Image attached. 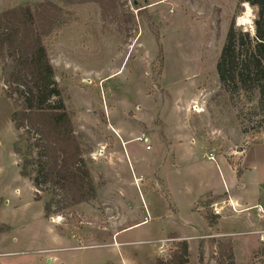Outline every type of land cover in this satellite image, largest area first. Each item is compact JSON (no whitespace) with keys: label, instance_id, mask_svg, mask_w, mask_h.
Segmentation results:
<instances>
[{"label":"rangeland","instance_id":"obj_1","mask_svg":"<svg viewBox=\"0 0 264 264\" xmlns=\"http://www.w3.org/2000/svg\"><path fill=\"white\" fill-rule=\"evenodd\" d=\"M25 5L47 8L49 28L41 32L96 197L45 217L50 187L36 200L33 182L19 173L24 157L17 155L16 165L13 150L23 132L11 120L0 126L12 225L4 237L10 257L0 262L229 264L230 245L202 240L198 223L192 236L185 232L190 205L167 147L183 139L191 151L182 176L195 194L214 184L207 181L222 190L227 183L234 198L256 192L252 200L264 212V113L256 109L257 94L226 93L217 73L231 25L255 35L257 10L243 0H0V14ZM9 70L0 62L4 97ZM3 110L12 114L13 105L0 97ZM244 150L252 172L241 182L227 162L241 166ZM206 202L200 206L211 225ZM248 214L261 215L264 224L256 209L224 213L226 230L237 234L230 239L246 246L258 238ZM234 262L264 264V246L238 251Z\"/></svg>","mask_w":264,"mask_h":264},{"label":"trees","instance_id":"obj_2","mask_svg":"<svg viewBox=\"0 0 264 264\" xmlns=\"http://www.w3.org/2000/svg\"><path fill=\"white\" fill-rule=\"evenodd\" d=\"M243 1L257 10L255 35L239 30L233 23L217 73L226 93L232 95L240 89L257 94L256 109L264 113V0ZM45 9L34 11L25 5L0 14V62L10 64L4 93L13 105L11 121L23 132L14 150L24 157L21 176L33 182L38 201L43 189L50 187L53 198L45 206L50 217L95 199L96 190L41 32V28H49L43 16ZM34 154L35 158L29 157ZM229 164L241 178V166ZM206 205L209 208L211 202ZM228 260L235 264L232 251Z\"/></svg>","mask_w":264,"mask_h":264},{"label":"crops","instance_id":"obj_3","mask_svg":"<svg viewBox=\"0 0 264 264\" xmlns=\"http://www.w3.org/2000/svg\"><path fill=\"white\" fill-rule=\"evenodd\" d=\"M2 85L0 83V89H1V98H4L5 101L7 100L3 95L2 91ZM8 101V100H7ZM10 120H11V114L7 112V110H3V112H0V126L2 127H9L10 126ZM12 123V121H11ZM14 126V124L12 123ZM15 128V127H14ZM183 139H180L177 143H172V147H167L169 150L171 149V157L174 162H172L173 167L175 168V171L180 174V178L182 179V196L186 195V200L184 198V201L188 203L190 206V214L187 219V222H185L186 225L183 226L184 230L188 235L192 236L194 232L197 230V227L195 226L196 223H198V229H199V236L202 240H208V241H216L217 243L219 241H222L225 243L228 248L233 251V254L235 256L236 261H238V251H249V253H253L255 251L260 250L264 246V224L263 223V217L261 215H255V214H248L247 220L250 223V226L252 228V233L254 236H257V240L255 242L248 240V244L242 245L240 243H237L236 241L231 240L230 238L233 237L234 235H237L234 233V230L227 231L226 229H230L226 226L227 219L224 217V213L227 210H232L229 206L224 210L221 216H215L213 213L211 214L210 220L213 222L210 225V221H208L209 217L205 213V210L203 207L200 206V202L206 201L205 204L208 202H211V206L214 205L215 203H218L215 199L220 200L221 203H229L231 202L237 209V211H245V212H250L254 209L257 210V207H263L259 202L256 203L254 200H252V197L256 195V192H251L249 191L248 197L246 200L234 198V196L228 192L229 186L227 183H224V190L222 188H219L216 182L213 181H207L209 183H214V184H205L200 187L199 191H197V194H195L193 185L187 181H183V166L184 162H186L185 156L189 154L191 151L189 149L184 148V143L185 141ZM189 144V143H187ZM258 144V143H256ZM190 145V144H189ZM14 146V145H13ZM177 147V148H176ZM15 154V159H16V165L18 167V156ZM246 150H244L243 155L241 157V168L243 169V175L241 178L237 177L236 170L227 162L229 167L232 169V171L236 174V178L238 181H243L246 173L252 172V169L250 167H247L246 163ZM4 172V166L3 163L0 161V227H5L7 230L5 232H0V259H6V257H10V246L9 248L5 245L4 242V237L9 234L12 229V225L10 224V195L5 191V182L4 179L1 177V173ZM21 171H19L20 173ZM21 176V173H20ZM21 178H23L21 176ZM25 179V178H23ZM28 180V179H27ZM160 181V180H159ZM245 183L242 184V187L244 186ZM160 186L159 188H161ZM19 193V190L16 191ZM222 196H224L222 198ZM35 201V200H34ZM198 206L199 209L196 211L194 210L195 207ZM210 206V208H211ZM227 206V205H226ZM176 208V207H175ZM212 211V209H211ZM233 211V210H232ZM213 212V211H212ZM179 213V210L176 208V212L174 214ZM229 214H232L229 212ZM44 216L45 215V210H44ZM233 228V227H232ZM189 236V237H190ZM247 249H246V247ZM263 250V249H261ZM0 264H2L0 262ZM3 264H10V262H3Z\"/></svg>","mask_w":264,"mask_h":264},{"label":"built area","instance_id":"obj_4","mask_svg":"<svg viewBox=\"0 0 264 264\" xmlns=\"http://www.w3.org/2000/svg\"><path fill=\"white\" fill-rule=\"evenodd\" d=\"M137 140L138 141H143V142H147L148 140L146 139V138H143V137H140V138H137ZM150 147L148 146L147 147V149H149ZM211 161H214V158L213 157H210L209 158ZM231 202H229V207L233 210V212H236L237 211V209H236V207L232 204ZM211 209H212V211H213V214L215 215V216H221L222 215V213H223V210H224V207H222V206H220V204L219 203H215L214 205H212L211 206ZM257 210H258V212H260V213H262V214H264V212H263V208L262 207H257Z\"/></svg>","mask_w":264,"mask_h":264},{"label":"bare ground","instance_id":"obj_5","mask_svg":"<svg viewBox=\"0 0 264 264\" xmlns=\"http://www.w3.org/2000/svg\"><path fill=\"white\" fill-rule=\"evenodd\" d=\"M232 205V204H231Z\"/></svg>","mask_w":264,"mask_h":264},{"label":"water","instance_id":"obj_6","mask_svg":"<svg viewBox=\"0 0 264 264\" xmlns=\"http://www.w3.org/2000/svg\"><path fill=\"white\" fill-rule=\"evenodd\" d=\"M52 220V219H51Z\"/></svg>","mask_w":264,"mask_h":264}]
</instances>
